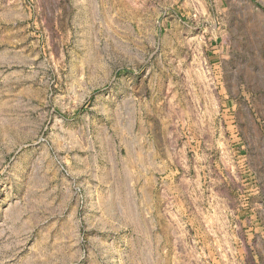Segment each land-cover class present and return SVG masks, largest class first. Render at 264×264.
<instances>
[{
  "label": "rangeland",
  "instance_id": "obj_1",
  "mask_svg": "<svg viewBox=\"0 0 264 264\" xmlns=\"http://www.w3.org/2000/svg\"><path fill=\"white\" fill-rule=\"evenodd\" d=\"M83 4L0 0V264H264V160L183 149L209 111L227 140L228 104L202 101L214 51L237 74L219 87L237 97L236 142L251 112L264 123L242 96L264 94L245 85L264 0Z\"/></svg>",
  "mask_w": 264,
  "mask_h": 264
},
{
  "label": "crops",
  "instance_id": "obj_2",
  "mask_svg": "<svg viewBox=\"0 0 264 264\" xmlns=\"http://www.w3.org/2000/svg\"><path fill=\"white\" fill-rule=\"evenodd\" d=\"M63 2H67L68 7H74L73 13L78 14V15H83L85 14V7L83 4L84 0H60ZM118 1V0H116ZM122 1V0H121ZM100 4V3H99ZM107 4V0H105V5ZM71 5V6H70ZM122 6V5H121ZM57 14H61V10L56 11ZM207 54V60L208 63H203V71L209 72V78L211 79V87L213 88V95H208L203 98V102L206 103H227L228 104V111L226 115V122H225V127L227 128V140L223 141V139L220 138V135L218 134V124L216 120V115L214 114V111H209L205 112V118L208 120L206 121V129L205 131L202 130L204 128L200 127V130H193L192 127L187 126L186 133H185V140L183 143V149L188 150V149H193V150H214L218 149L220 144H224V142L227 143V145L230 147L234 146L235 144H240L242 143V149L247 151V156L246 158L249 157V160L252 159V153L254 152L255 156L259 157L261 159V162L264 156V123L262 120L257 118L254 112H251V115L247 117V126L251 127L252 129V134H243V139L240 142H236V126H239V122H237V111H236V102H237V97L236 95H230L227 94V96L222 95L220 93V85H223L220 83V76L223 75L222 66L219 65V63H214V55L215 58L218 55V51H214L213 55ZM254 72L258 73H253L249 75V77H245V85L249 86L248 80L253 76L255 80L258 81L257 84H254L256 86H259L263 88L264 91V56L260 55V67L259 69H252ZM222 74V75H221ZM204 73H201V78L202 81L205 79H208ZM237 74L233 75H228L225 78H227L228 82L225 83L229 88L235 87V80H236ZM224 80V78H222ZM231 80V81H230ZM205 87H207V83L203 82ZM215 89V91H214ZM230 90V89H229ZM215 92V94H214ZM241 96V95H240ZM239 96V98H240ZM243 102L244 103H252V102H262L264 103V94H261L257 98H252L250 95L243 94ZM207 115V116H206ZM189 133V135H187ZM250 151V152H249ZM263 154V156H262ZM250 168L253 169L254 171L257 169V166L252 165L250 162L249 164ZM214 167V166H213ZM256 172V171H255ZM258 184L261 183V178L258 175ZM231 181V182H230ZM228 182V185L234 184V178L231 177V180ZM250 194L251 196H255L256 194L259 193V190H253L250 188Z\"/></svg>",
  "mask_w": 264,
  "mask_h": 264
}]
</instances>
